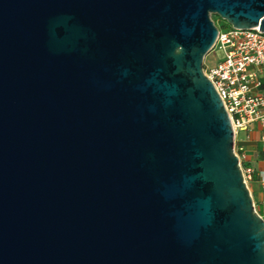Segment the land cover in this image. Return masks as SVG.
I'll return each mask as SVG.
<instances>
[{
    "label": "water",
    "instance_id": "obj_1",
    "mask_svg": "<svg viewBox=\"0 0 264 264\" xmlns=\"http://www.w3.org/2000/svg\"><path fill=\"white\" fill-rule=\"evenodd\" d=\"M264 0H0V264H264L203 72Z\"/></svg>",
    "mask_w": 264,
    "mask_h": 264
},
{
    "label": "built area",
    "instance_id": "obj_2",
    "mask_svg": "<svg viewBox=\"0 0 264 264\" xmlns=\"http://www.w3.org/2000/svg\"><path fill=\"white\" fill-rule=\"evenodd\" d=\"M216 28L218 36L212 51L217 50L222 57L214 64L205 65L203 72L214 86L230 119L234 152L252 196L250 184L253 181L264 189V171L245 165L238 143L241 136L257 126L264 144V33L258 28ZM253 205L255 212L264 220V195L261 203L253 199Z\"/></svg>",
    "mask_w": 264,
    "mask_h": 264
},
{
    "label": "crops",
    "instance_id": "obj_3",
    "mask_svg": "<svg viewBox=\"0 0 264 264\" xmlns=\"http://www.w3.org/2000/svg\"><path fill=\"white\" fill-rule=\"evenodd\" d=\"M246 135V136H245ZM241 136L238 143L241 148L240 156L246 166L252 167L256 171H264V144L261 141V130L253 126V130ZM253 199L257 203L263 200L264 189L257 181L250 184Z\"/></svg>",
    "mask_w": 264,
    "mask_h": 264
},
{
    "label": "rangeland",
    "instance_id": "obj_4",
    "mask_svg": "<svg viewBox=\"0 0 264 264\" xmlns=\"http://www.w3.org/2000/svg\"><path fill=\"white\" fill-rule=\"evenodd\" d=\"M211 20L213 21L214 25L219 27L221 30L225 29L224 25H228L224 20H221L220 18L216 16H212ZM222 57L221 53L217 50H214L210 52L204 59V65L203 68H205V65H211L214 64L216 61L220 60Z\"/></svg>",
    "mask_w": 264,
    "mask_h": 264
},
{
    "label": "trees",
    "instance_id": "obj_5",
    "mask_svg": "<svg viewBox=\"0 0 264 264\" xmlns=\"http://www.w3.org/2000/svg\"><path fill=\"white\" fill-rule=\"evenodd\" d=\"M224 28H230L228 25H224Z\"/></svg>",
    "mask_w": 264,
    "mask_h": 264
}]
</instances>
